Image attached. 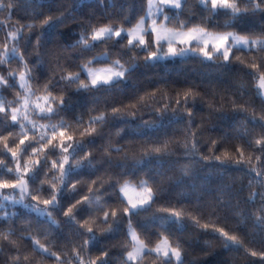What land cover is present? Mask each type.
<instances>
[{
  "label": "clouds",
  "instance_id": "obj_1",
  "mask_svg": "<svg viewBox=\"0 0 264 264\" xmlns=\"http://www.w3.org/2000/svg\"><path fill=\"white\" fill-rule=\"evenodd\" d=\"M2 2L0 50L12 47L10 33L24 29L23 39L15 41L20 65L6 64L5 76L19 73L25 65L31 69L30 95L27 89L13 90L8 100L22 112L24 96L31 102L47 95L51 104V111L48 105L42 111L29 104L28 119L37 125V134L24 135L29 142L38 141L46 125L65 119L66 131L74 137V142L65 144L71 149L69 153H37L47 164L39 179L31 177L37 185L33 194L39 195L41 204L65 194L71 201L75 196L74 212L83 209L85 215L76 218L69 214L68 219L64 212L54 215L59 227L52 231L48 243L37 231L26 232L28 219L17 212L15 233L9 235L7 225L0 230V264H128V217L124 215L128 204L119 192L125 181L152 190L146 205L129 209L148 249L136 264H264V91L256 86L264 72V50L232 49L229 44L227 61L222 51L211 61L191 53L190 58L146 61L144 48L138 43L129 45L123 34L104 42L94 41L92 35L105 25L120 29L124 9L132 4L131 18L140 10L139 0ZM232 2V8L219 10L213 9L209 0L205 11L192 0L182 20L212 32L264 40V0ZM13 4L14 14L9 19ZM31 23L36 25L35 31L26 27ZM132 64L136 67L127 78L121 76L93 86L86 76L88 68L115 65L124 71ZM252 65L257 67L253 69ZM81 72L85 73L83 77ZM165 79L175 85L192 82L199 86L198 94L185 101L182 94L177 97L175 88H169L167 95L156 91L152 97L151 90ZM141 95L147 99L137 102L136 108L124 107L113 113V107L138 101ZM53 113L55 119L43 118ZM104 115L110 116L106 126L91 125L95 131L81 135L90 126L89 119ZM80 116L84 117L83 124L71 123ZM165 142L166 148L153 150L157 143ZM109 147L121 150L109 151ZM237 149L243 152V159ZM225 151L232 156L225 159ZM65 156L70 164L62 171L59 164L65 162ZM53 161L58 165L54 172ZM82 169L92 175L100 173L104 180L95 188L84 186L77 195L76 188L84 181H67ZM62 176L67 190L61 187ZM109 176L118 178L117 182L100 191ZM53 177L55 189L40 194L39 186L51 187ZM97 193L105 198L102 202L90 198ZM169 205L188 206L191 215L185 213L162 224L160 209ZM193 217L199 219L194 222ZM205 223L208 229L201 227ZM159 229H163L161 235H168L179 255L169 253L165 257L151 251ZM216 229H223L227 235Z\"/></svg>",
  "mask_w": 264,
  "mask_h": 264
},
{
  "label": "snow or ice",
  "instance_id": "obj_2",
  "mask_svg": "<svg viewBox=\"0 0 264 264\" xmlns=\"http://www.w3.org/2000/svg\"><path fill=\"white\" fill-rule=\"evenodd\" d=\"M13 3V0H9ZM192 0H139V12L129 17L132 4H129L124 9V18L121 21L122 27L114 29L112 26H101L93 32V40L104 42L113 35L119 37L124 35L129 45H138L144 48L146 53V61L162 62L170 58L182 57L190 58L189 54H198L200 58L212 60L215 53L223 52L224 59L227 61L231 55V49L228 45L231 44L232 49L245 48L251 50L262 49L264 50V40L261 39H248L239 34H222L212 32L202 27L199 24L191 23L187 20H182L189 4ZM197 6L201 10H208L209 0H196ZM213 9L227 10L233 7L232 0H210ZM4 8L2 0H0V11ZM14 14V4L8 10L9 19ZM27 28L32 31L36 30L35 23L27 24ZM126 29V31H125ZM23 27L18 32L10 33L9 35L14 39L11 48L5 47L0 50V78L3 83H0V230L6 225L9 227V235L15 233V220L17 212L22 217L28 219L25 225V231L31 233L37 231L38 235H43L48 243H51V233L59 225L53 216L59 215V212H64L65 218L68 219L69 214L76 218H82L85 213L73 210L75 196L70 202L57 197L55 201L43 200L42 204L39 202V195L33 194V190L37 187L36 183L31 179L33 175L37 179L43 174V167L47 164L46 159L41 158L37 153L55 154L57 151L65 153L71 152V149L66 148L65 144L74 142V137L69 135L66 131V120L61 119L56 125H46L44 134L39 137V140L28 141V137L24 135L25 132L32 136L37 134V125L28 119L31 112L29 104L31 103L36 108L45 110V105H48V110L51 111V104L47 95L41 96L36 101L29 100V96L23 97L24 111L14 102L8 100V94L11 91L23 92L26 89H31V69L25 65L24 70L11 72L10 75L5 76V65L11 66L13 63L17 67L20 65V59L16 54V42L21 41L23 37ZM211 49V51L209 50ZM139 52V48H137ZM187 62V61H185ZM100 63H107L100 61ZM136 67L135 64L120 71L117 66L109 65L102 68H88L86 76L93 86L99 82H107L114 78L124 76L127 78V73ZM257 65H252L255 69ZM85 75L81 72V76ZM17 79L19 83H17ZM83 85V79H81ZM8 85H13L14 88L10 89ZM258 91H264V72L259 76L256 81ZM198 85L188 82L182 85L171 84L165 79L160 85L154 86L151 90V96L154 97L156 91H162L165 95L168 94L169 88H175L176 95L179 97L183 95L185 101L188 97H195ZM147 99L145 95H141L138 101H128L125 104L113 107V113L122 111L124 107L136 108L137 102H144ZM179 102V101H177ZM93 112L96 109L93 107ZM34 114V113H33ZM87 115V113L85 114ZM44 119H55V114L43 117ZM110 120V116L104 115L94 117L88 120L90 125L83 129L81 135L84 133H93L95 129L91 125L97 123L101 127L106 126V122ZM72 124L80 125L84 123V117L73 118ZM31 125V126H29ZM247 134V129L245 133ZM55 145V147H53ZM122 147V146H121ZM121 147L111 148L109 151H120ZM167 147V143H157L153 150L160 152L161 148ZM240 152V158L243 159V152ZM225 159L232 156V153L223 152ZM220 157H217L219 160ZM66 164H70L68 156H65V162L60 163L59 167L62 171H66ZM35 165V167H33ZM57 163L52 162L53 172L57 168ZM74 167V166H73ZM72 179H81L84 184L76 188V194L79 195L83 191V187L87 186L95 188L96 184L104 180V175L95 173L91 176L81 175L79 178L75 176L68 178V183ZM118 178L113 179L108 177L107 182L100 191H106L109 185L115 184ZM90 182V183H89ZM61 187L67 190V183L64 182L63 176L61 177ZM55 189V177H53L52 186L45 185L39 186L40 194H47ZM119 192L122 194L123 199L128 204V208L124 209V215L128 217L126 225L125 248L127 250L128 264H136L139 257L145 254L148 249L146 248V241L142 239V233L134 223V218L131 217L129 209H136L138 206L146 205L152 198V190L146 186L137 185L132 181H125L120 185ZM90 198L95 199L97 202H102L105 198L97 193L94 197L90 194ZM79 207H85L80 204ZM163 219L161 223H166L168 219L180 218L185 213L191 215L188 206L169 205L160 209ZM30 214V215H29ZM116 211L113 209L112 215L116 216ZM107 213L105 217L107 218ZM199 217H193V221L198 220ZM39 221V223H35ZM74 222V221H73ZM87 223V221H86ZM201 227L208 229V224H201ZM224 235H227L223 229H216ZM91 232V228L89 229ZM163 229L158 230V238L154 248L151 249L157 255L167 257L169 253L179 255V250L172 246L171 240L168 235L160 233ZM30 238V237H29ZM234 240L235 237H229ZM228 241L226 240V243ZM46 250V249H45ZM254 256L255 253L253 252Z\"/></svg>",
  "mask_w": 264,
  "mask_h": 264
},
{
  "label": "trees",
  "instance_id": "obj_3",
  "mask_svg": "<svg viewBox=\"0 0 264 264\" xmlns=\"http://www.w3.org/2000/svg\"><path fill=\"white\" fill-rule=\"evenodd\" d=\"M164 69L163 68H161V71H163ZM174 70V69H173ZM134 90V89H133ZM8 95H10V94H8ZM76 178H79V176H81V175H92V173H90L87 169H82V170H80L79 172H77V173H74L73 174ZM61 199L62 200H64L65 202H70L71 201V197L70 196H68L67 194H65V195H63L62 197H61ZM81 212L82 213H84V210L82 209L81 210Z\"/></svg>",
  "mask_w": 264,
  "mask_h": 264
}]
</instances>
